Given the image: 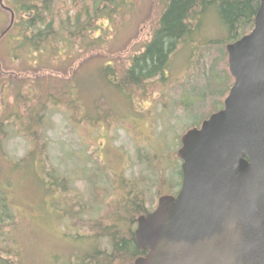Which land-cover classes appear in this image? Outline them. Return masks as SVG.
<instances>
[{
    "label": "rangeland",
    "instance_id": "obj_1",
    "mask_svg": "<svg viewBox=\"0 0 264 264\" xmlns=\"http://www.w3.org/2000/svg\"><path fill=\"white\" fill-rule=\"evenodd\" d=\"M124 2L112 16L99 20L104 29L100 41L87 43V51L76 57H71L73 49L67 46L65 51L59 45L61 57L50 60L45 56L35 72L16 70L17 61H12L13 68L8 66L5 56L10 41L0 39V77L26 80L0 89V198L5 199L8 213L6 216L0 204V258L13 264L87 262L82 261L86 257L82 250H103L105 240H91L93 233L82 220L106 218L115 208L113 197L118 192L114 186L123 197H129L146 185L145 177L152 168L158 194L155 206L159 196L179 188V158L177 166L166 161L154 166L155 158L149 162L152 166L142 168L136 151L140 148L150 157L176 152L185 132L180 134L181 127L187 123L182 106L195 98L184 87L198 75L196 64L205 42L221 40L225 28L215 13L205 14L192 42L196 45L193 49L190 42L177 46L165 78L148 81L143 89H131L130 96H125L112 88V77H107L111 73L105 67L111 64L118 75L128 65V58L149 40L161 0ZM5 12L7 27L9 13ZM31 60L30 65L34 64ZM30 81L37 85L36 97L28 92ZM21 93L28 96L27 103L21 104L17 97ZM28 106H44L36 113L40 126L35 127L42 128L32 126L23 135L15 126L29 119ZM12 161L20 162L18 168H12ZM28 162L33 166L31 172L26 170ZM50 173L55 183L46 191L42 182ZM100 173L113 187L109 193L98 192L105 184L102 177L94 176ZM176 179L179 184L173 187ZM91 183L96 184L98 195L92 193L90 199L87 190ZM110 217L113 214L104 222L109 224Z\"/></svg>",
    "mask_w": 264,
    "mask_h": 264
},
{
    "label": "trees",
    "instance_id": "obj_2",
    "mask_svg": "<svg viewBox=\"0 0 264 264\" xmlns=\"http://www.w3.org/2000/svg\"><path fill=\"white\" fill-rule=\"evenodd\" d=\"M3 3L14 14L12 26L3 36L10 41L5 58H8V66L12 68L14 66L11 64L12 61H17L15 69L21 72H35L40 67L36 68L40 65L38 63L45 56L50 60L61 57V52L58 50L59 45L64 46L65 51H67V46L68 50L73 49L75 54L71 57L82 55L87 51V43H96L102 37L104 29L102 30L99 20L101 21L106 15L112 16L117 8L126 5L124 0H4ZM160 4L161 10L149 40L128 58V65L122 67L118 75L114 72L116 68L109 63L106 65L105 71L111 73L107 77H112L109 80L112 88L125 96H130L131 89H143L148 81L164 79L168 62L177 46L182 42H190V48L193 49L196 44H192V42L195 34L201 28L202 17L208 12L215 13L225 28L226 35L221 40L214 39L205 42L206 46L202 48V56L196 64L197 70H199L198 75L194 81L184 87V90L195 98L189 99L182 106L187 123L185 127L182 125L181 134L193 126H199L202 120L221 107V99L226 96L233 81L227 68L225 46L249 33L253 26L259 0H161ZM72 7L75 8V12H71ZM103 10H110V12L104 13ZM5 13L0 9V33L6 26ZM47 49H49L48 53H46ZM30 58L34 60L30 61L34 62L32 65L28 63ZM24 81L26 80L0 77V89L8 85H19ZM30 82L32 87L28 92L36 97L37 85L33 81ZM17 97L21 100V104L27 103L28 96L21 93ZM28 107L29 119L15 126L17 132L23 135L32 126L35 129L42 128L35 127L40 126L36 113L40 109H44V106ZM1 112L4 116L3 109ZM19 118L20 116H17V119ZM30 142L35 141L30 139ZM136 156L137 164H141L142 168L152 166L149 162L155 158L158 160L154 166L160 165L161 161L177 166L175 161L178 158L174 151L168 155L154 154L150 157L148 152L138 148ZM12 163L14 164L13 169L20 165L19 161H12ZM152 169L151 173L145 177L147 178L146 185L135 189L134 194H129V197H123L120 188L114 186V190L116 189L118 193L113 197L115 208L111 213L113 217L108 218L109 224L104 220L107 221V217L111 214L106 218H98L96 221H92L95 218L82 220L89 227V231L93 233L89 238L93 240L99 237L103 241L105 240V248L99 251L95 248L82 250V253H86V257L82 261L86 260L87 262L81 264H134L137 257L145 255L147 250L139 249L135 243L134 229L137 217L146 215L155 208L156 199L154 196H158V194L155 191L157 182L151 177V174L154 173ZM26 170L29 172L33 170V166L29 162ZM100 170L103 171V167ZM176 172L180 178L179 168ZM52 176L53 173H50V178L42 182L46 191L52 183H55L51 179ZM94 176L97 179L102 177L101 183H105L104 188L98 192L109 193L110 190H113L108 178L104 177L102 173L94 174ZM177 182L179 184L176 179L172 186L175 187ZM95 185V183H91V187L87 190L90 199L92 193L96 194L94 191L97 186ZM171 192L169 190L168 194ZM4 202L5 199L1 197L0 204L5 208V215L8 216L7 205ZM0 264H13V262L0 258Z\"/></svg>",
    "mask_w": 264,
    "mask_h": 264
},
{
    "label": "water",
    "instance_id": "obj_3",
    "mask_svg": "<svg viewBox=\"0 0 264 264\" xmlns=\"http://www.w3.org/2000/svg\"><path fill=\"white\" fill-rule=\"evenodd\" d=\"M0 33H7L14 20ZM233 82L222 108L180 136L181 181L136 220L134 264H264V0L225 46Z\"/></svg>",
    "mask_w": 264,
    "mask_h": 264
},
{
    "label": "flooded vegetation",
    "instance_id": "obj_4",
    "mask_svg": "<svg viewBox=\"0 0 264 264\" xmlns=\"http://www.w3.org/2000/svg\"><path fill=\"white\" fill-rule=\"evenodd\" d=\"M222 103H223V102H222ZM222 105H223V104H221V107H220V108H222ZM220 108H219V109H220Z\"/></svg>",
    "mask_w": 264,
    "mask_h": 264
}]
</instances>
